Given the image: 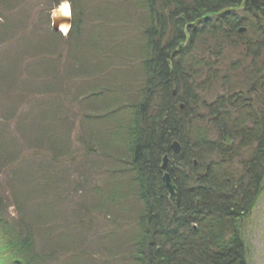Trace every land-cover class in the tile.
Here are the masks:
<instances>
[{"label":"trees","instance_id":"16d2710c","mask_svg":"<svg viewBox=\"0 0 264 264\" xmlns=\"http://www.w3.org/2000/svg\"><path fill=\"white\" fill-rule=\"evenodd\" d=\"M61 1L46 2V31L40 37L45 43L40 40L32 50L17 54L27 67L16 65L15 53L0 55V94L11 102L18 99L16 106L29 100L41 114L31 122L14 113L0 115V262L57 264L66 256L65 264H112L117 259L125 264H248L243 223L264 178V0H137L143 5L132 17L135 25L142 22L141 39L136 56L126 61L118 51L121 37L109 34L105 40L97 31L108 24L99 9L101 1L120 0H89L90 5L86 0H67L72 17L65 36L50 28L49 11ZM25 2L0 0V46L7 34L23 29L28 36L24 38L37 41L33 23L14 24V14L10 15ZM86 6L99 14L90 18L91 36L82 40ZM241 11L248 19L245 34L237 32ZM130 23L127 17L114 22L123 30V24ZM39 49L42 58L28 59ZM72 49L86 51L87 62L80 56L69 62ZM134 58L141 62L136 85L126 83L112 94L111 87L88 86L86 81L91 84L96 76L89 74L87 64L98 61L94 69L112 71ZM33 61L35 66L28 68ZM81 70L86 74L77 76ZM112 75L113 84L119 83V75ZM218 83L219 88L212 87ZM63 92L68 97L60 99ZM179 102L185 105L183 111ZM98 120L104 129L94 124ZM77 123L81 133L75 141L81 145L74 154L86 161L93 175L83 176L74 192L85 189L89 179H97L96 172L98 176L107 172V184L92 186L90 206L64 205V217L59 212L46 217L31 214L36 205L38 210L48 207L50 214L58 209L64 203L60 191L69 197L61 175L76 159L69 152L70 132ZM15 127L22 141L13 135ZM33 128L37 137L30 133ZM174 140L181 146L178 155L171 152ZM164 154L175 185L172 200L162 181ZM103 157L117 166L102 167ZM27 161L37 165L29 172L31 180H25L29 191L23 193L15 184ZM11 167H15L9 172L12 176L2 180V170ZM6 187L13 193L16 222L7 212L8 197L2 194ZM92 212L102 213L110 226L118 214L132 217L123 238L107 225L96 228V234H104L109 242L105 256L82 246L91 239ZM70 215L75 216L60 225Z\"/></svg>","mask_w":264,"mask_h":264},{"label":"rangeland","instance_id":"374dc122","mask_svg":"<svg viewBox=\"0 0 264 264\" xmlns=\"http://www.w3.org/2000/svg\"><path fill=\"white\" fill-rule=\"evenodd\" d=\"M40 1V2H39ZM45 1V2H44ZM50 0H27V3L25 2L24 4L20 5L18 9L13 10V12L10 13V15L14 14L13 17V22L14 24L17 22H21L22 24H26V26L29 27V24L34 25V27L36 28V32L32 33V34H38V39L37 41H33L32 39L29 38H24L23 35H26L25 30L23 29L22 32H18L16 35H13V32L10 34H7L9 38H6L3 40V42L5 41V43L0 46V55L1 53L5 52V53H9V54H13L15 53V57L16 59H18L17 61V66L18 67H27V65L23 62V60H20L21 57H19L20 55H23L25 52H28V50H32L33 49V44L36 42H40V40L45 43L46 40L40 38L44 35V31L45 28L44 26V19H45V15L48 12L47 9V5L48 2ZM87 4H89V0ZM103 2V4L99 7L101 15L104 19H106V21H108V24H103V26L101 28H98L97 31L104 33V37L106 40V36L109 37V34L111 35V37H121L120 41L118 42L119 45L118 46V51H121V54L119 53L120 57L126 61L127 58H129L128 56L131 57H135L137 54V51L139 49V43H140V34H139V24L142 23L139 21V24L135 25L134 23L136 22V19L133 18L132 16L134 15V13L136 14L137 12L135 11V9H137L138 6L143 5L142 3L138 2L137 0H120L118 2H109V1H101ZM40 3V4H39ZM43 5H42V4ZM62 3H66L69 6L70 2L67 0H63ZM157 3V2H156ZM155 3V8L157 9L158 6ZM38 6V7H36ZM27 8H29V14L27 11ZM33 7L37 8V9H33ZM160 9V8H159ZM57 10V7L54 10H50L49 11V16L51 17L53 14V11ZM84 12H85V17L84 20L85 21V26L84 27V31L82 33V40L87 39L88 37L91 36V33L88 32V30L90 29V26L92 25L90 23V18H95L96 14V9L93 7H89L86 6L83 8ZM8 12V11H7ZM20 12H22L23 14H21ZM89 12V13H88ZM95 12V13H94ZM88 13V14H87ZM140 13V11H139ZM70 14H72L71 12V8H70ZM238 14L240 15V17H242L240 23L238 24L237 27V32H239L240 28H245V30H243L242 32H240V34H245L248 32V19L246 22V18H245V13L238 12ZM7 15V14H6ZM249 16V15H247ZM127 17V19L129 18L131 20L132 23L127 24L128 26L126 27V24H123L124 29H122V27L120 28V25H115V19L118 18H125ZM220 17V16H219ZM137 18V17H136ZM214 21L218 19L215 18V16L213 17ZM200 24V23H198ZM198 24L194 25V27H196ZM18 25V24H17ZM21 26V25H19ZM19 26H17V28L21 29ZM192 27V26H191ZM18 29V30H19ZM110 29V33H106L108 32V30ZM122 29V30H121ZM124 31V32H123ZM96 32V31H95ZM116 32V36H114L112 33ZM93 33V32H92ZM28 34V33H27ZM29 34V35H32ZM95 34V33H94ZM28 37V36H27ZM2 39V38H1ZM110 39V37H109ZM40 46V44L38 43V47ZM76 50V49H72L71 53H70V57L68 59L69 62H72V60L78 56H80V60L83 61V59H87L89 58L88 55L86 54V51L81 50ZM92 53H94L92 51ZM17 54H19V56L17 57ZM92 55V54H91ZM43 57V51L41 49H39L36 54L31 53V57H27L28 59L31 60H35V59H40ZM2 63H3V59H2ZM34 61L32 63H30V65L28 66V68H32L31 66H35L34 65ZM82 64V63H81ZM95 64H99L98 61H96ZM88 65L87 64V69H90L89 74H93L92 76H96L94 77L92 80H90L91 84L89 83V81H86L88 86L94 85H100L101 87H103L104 89H108V87H111L110 89H112L113 91H109V94H112L114 92L115 89H119L122 88L124 84H130L131 85H136V80H138L141 76V62H140V58H134L131 64H126V62H123L122 67H116L115 69H113L111 71V69H105L102 70V67H100L99 70L94 69V65ZM100 65V64H99ZM98 65V68H99ZM89 66V67H88ZM84 67V68H86ZM2 69H0V73ZM114 72V75H119L120 79L119 83L116 82V84H113L115 81L113 80V76L112 73ZM86 72H84L83 70H81L80 74L77 76H82L85 75ZM101 74V75H98ZM3 75H5L3 73ZM98 75V76H97ZM116 78V77H115ZM108 83V84H107ZM118 83V84H117ZM35 85L36 82H34ZM218 86V88L220 87V84H216L213 85L212 87H216ZM37 87H33L32 91L37 90ZM87 88V87H84ZM133 89V87H130ZM56 91H58L57 89H55ZM212 94H214L215 91H211ZM1 93V91H0ZM38 94V93H37ZM125 95L127 96V93H125ZM128 95H130L128 93ZM103 96V95H102ZM101 96V97H102ZM60 99H65L66 97H68V95H66V93H62L60 96ZM105 99H107L106 96H104ZM68 99V98H67ZM18 103V99L17 100H13V102L9 101L7 98H5V95L2 96L0 94V115L1 116H8L6 114H13L12 116L14 117H23L24 120H26V122H31L32 120H35L36 117H41L39 114V107L36 109L37 111H35L33 109L34 104H32L31 101H26L22 104H20V106H16ZM76 108V106L74 107ZM37 113V114H36ZM78 122V121H77ZM13 124V122L11 123ZM94 124L98 125L99 128H103L104 129V125L103 122H101L100 120H98V122H94ZM26 125V123H25ZM96 125H94L96 127ZM103 126V127H102ZM96 133L100 136H102V132L97 130V127L95 129ZM13 135H17L18 137V141H22L20 137V132L17 130V128H14V131H12ZM11 133V134H12ZM30 133L32 134V136L37 137L36 131L34 130V128L32 130H30ZM55 134V132H53ZM71 133V140H70V152H69V156H75L76 159L75 161H70V165H72V167L68 168V166H65V171L63 172L64 174L61 175L62 180H65V182H67L64 185V188L68 191L70 190L69 193V197H66L65 193H62L60 191V194L64 196L63 199L64 203L62 202L63 205L58 206L55 211L54 209L51 210V214L49 213V208L48 207H43L41 210H38L39 207H37V205L33 208L32 212H36L34 213L36 216H38L39 214L42 217H46V216H56L55 214L57 212H59V214L64 217V211H62L61 209L64 210V205L68 206L72 203H77L80 204L81 203H86L87 206H90V201L93 199L92 196L94 195V192L92 191V186L93 185H98V186H103L107 184L106 181V175L107 172L104 174L102 173L100 176L97 175L96 172V176L97 179H89V182L85 184V189L82 190H78L76 192H74V189H76V185L77 183L83 179V176L89 175L92 176L93 172L89 170V166L86 163V161L82 160L80 158V155H78L77 153L74 154L75 152V148H79L81 143L77 141L76 144V137L79 135V133H81L80 131V127L78 128V123L77 126L75 127V129L73 130V133ZM26 135V134H25ZM75 136V137H74ZM99 136V137H100ZM93 156V155H92ZM35 159H37L36 157H34ZM105 158V159H104ZM68 159V158H67ZM106 157L102 158V162L103 166L102 167H107V168H113L117 166V163H110L106 160ZM38 160V159H37ZM30 161V159H29ZM45 161H49L47 158H45ZM66 164H68V162H66ZM37 164H35V161H31L30 162H25L22 165L23 170H21V179L19 181V183L15 184V187L20 189L21 192L23 193H27L29 191V185L25 184V180L26 182H29L30 177L32 176L29 172L30 170H33L34 167ZM15 167H11L8 168L7 170L4 171V169L2 170L3 173L1 174V179L5 180L7 178H9V176L11 174H9V172L12 170L14 171ZM23 171V172H22ZM105 172V171H104ZM95 173V172H94ZM95 175V174H94ZM12 176V175H11ZM95 176V177H96ZM91 178V177H90ZM97 186V187H98ZM6 193H2L4 195V197H8V201L6 202V206H7V212H10L11 216L13 217V220H15L14 222L17 221V217L15 215H17V209H16V205L14 198H10V195H12V191L10 190V188L6 187L5 188ZM92 191V192H91ZM36 199L37 202L40 201L38 196H39V192L38 195L36 194ZM94 197V196H93ZM57 202H60V200L58 199ZM40 211V212H38ZM50 214V215H49ZM75 215H70V216H66L65 219L61 220L60 225H67L70 221V219H73ZM92 216L95 217L93 218V221L90 223V225H88L90 228L88 229V235L90 236V241L89 243H83L82 246L83 247H88L91 246L90 248H92L93 251L98 252L99 255H106V252H104V246L108 245L109 242L105 239L104 234L100 235V234H96V228L97 227H102L101 225H107L109 227H107V229L117 232V234L115 236H119L120 237H124L129 233V230L127 228H129L130 226H132V217H130L131 215H120L118 214L117 219L114 221L115 225H111V223H106L105 220L102 217V213H94L92 212ZM128 217L129 220H128ZM123 220V221H122ZM104 221V222H102ZM117 223V225H116ZM130 225V226H129ZM74 227V225H72ZM73 227H67L68 229H71L70 231L74 232ZM122 227V228H121ZM55 228V227H54ZM65 229V227H63ZM104 228V226H103ZM103 228L101 230H103ZM121 228V230H120ZM125 228V229H124ZM243 228H244V238L247 244V248H248V264H264V178H263V182H262V188L259 192V194L256 197L255 203L253 205V207L250 210V213L248 214V217L245 219L244 223H243ZM100 231V230H99ZM132 231V230H131ZM104 232V231H103ZM102 232V233H103ZM119 232V233H118ZM101 233V234H102ZM113 241V239H112ZM114 243V242H111ZM123 249V248H121ZM68 259V258H67ZM66 262V256H63L61 258H59L57 260V264H65ZM0 264H2L0 262ZM5 264V263H3ZM101 264H107V263H101ZM112 264H125L124 262H120L118 261V259L116 261H113Z\"/></svg>","mask_w":264,"mask_h":264},{"label":"water","instance_id":"95a60500","mask_svg":"<svg viewBox=\"0 0 264 264\" xmlns=\"http://www.w3.org/2000/svg\"><path fill=\"white\" fill-rule=\"evenodd\" d=\"M71 22L70 15L63 14L60 12L59 8L55 10L51 16V27L54 31H62V27H66V30L69 28ZM245 28H240L239 31H243ZM180 107H183V104H180ZM172 152L174 154H178L180 152V145L177 141H173L170 145ZM168 157L167 155H164L162 158V164L161 169L164 170L162 180L164 182L165 187L167 188V191L169 193V198L172 199L174 196V184L170 178V174L165 170L166 164H167Z\"/></svg>","mask_w":264,"mask_h":264},{"label":"bare ground","instance_id":"6f19581e","mask_svg":"<svg viewBox=\"0 0 264 264\" xmlns=\"http://www.w3.org/2000/svg\"><path fill=\"white\" fill-rule=\"evenodd\" d=\"M59 10H60L61 13L67 15V14L69 13V6H68V4H66V3H62V4L59 6ZM62 30L65 31V30H66V27H65V26L62 27ZM164 155H165V154H164ZM164 155H163V156H164Z\"/></svg>","mask_w":264,"mask_h":264}]
</instances>
